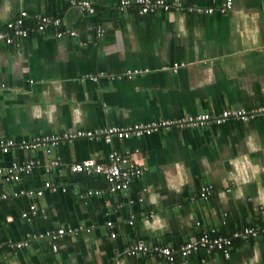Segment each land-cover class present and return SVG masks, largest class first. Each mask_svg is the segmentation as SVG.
<instances>
[{
    "label": "crops",
    "instance_id": "0c3cea01",
    "mask_svg": "<svg viewBox=\"0 0 264 264\" xmlns=\"http://www.w3.org/2000/svg\"><path fill=\"white\" fill-rule=\"evenodd\" d=\"M90 1L93 14L69 0H0V23L26 10L60 16L63 27L76 31L56 37L48 27L14 43L0 41V139L264 106V0H234L225 13L146 14L136 5L118 8L120 0ZM178 1L217 7L223 0ZM174 64L180 66L173 70ZM137 68L144 71L124 74ZM97 73L96 81L86 76ZM112 149L145 167L126 191H108L102 175L69 170L83 159L106 163ZM29 158L40 162L16 182L0 178V191L37 189L45 180L67 190L0 201V264H168L150 249L178 248L205 230L227 236L264 225V114L172 125L110 144L77 138L13 148L0 151V167ZM56 158L60 164L46 169ZM205 184L212 193L204 200L198 193ZM31 202L44 213L27 221L21 213ZM76 225L92 229L60 239L57 251L46 240L9 246L30 232ZM139 242L148 251L124 254ZM185 264H264V234L234 239L228 256L200 248Z\"/></svg>",
    "mask_w": 264,
    "mask_h": 264
},
{
    "label": "built area",
    "instance_id": "2783aa9c",
    "mask_svg": "<svg viewBox=\"0 0 264 264\" xmlns=\"http://www.w3.org/2000/svg\"><path fill=\"white\" fill-rule=\"evenodd\" d=\"M234 0H223L217 7L213 6H200L188 5L183 6L178 0L169 2L167 0H120L118 8L123 9L131 5H136L140 14L154 12L158 9L169 10L174 8L176 10L185 9L190 12L196 13H225L233 6ZM72 7L79 10L93 14L95 7L90 0H69ZM48 27H53L54 35L56 37L73 36L76 31L73 29L65 28L62 25L60 16L46 15L42 13H34L29 15L26 10H21L17 16L0 23V41L6 44L14 43L17 40L28 37L32 32L41 33ZM104 35V29L98 27L97 36ZM180 65L174 64L173 70H176ZM142 69H128L124 74L131 77L135 74H140ZM88 79L96 81L99 74H88ZM121 77L122 75H111V78ZM2 85H0L1 87ZM253 114H264V106H259L254 110L247 111L243 108L225 109L220 114L211 115L208 112H201L195 115H189L180 119H157L149 122H138L128 126L109 125L93 129H77L72 132H65L62 134L50 135H37L31 139H20L19 141L14 138L0 139V151L6 153L10 149L20 148L23 150L36 149L40 146H48L50 142H59L62 140L71 141L77 138H85L89 140H102L105 143H112L117 139H127L134 136H141L144 134L157 131L159 129L169 128L172 125L179 127L182 126H199L207 124L209 121L220 123L228 118L247 119ZM48 149V148H47ZM40 161L29 158L22 162H13L9 167H0V178L6 182L18 181L22 173H27L38 164ZM60 164L59 159L51 161L46 169L55 167ZM69 170L72 173H85L88 175L96 174L102 175L107 183V190L110 192L126 191L130 188L132 181L140 177L145 170V167L137 163L129 152L120 153L116 149H112L108 155V162L99 163L94 159H83L78 162L69 164ZM44 190L50 191H66L67 188L63 185L55 184L50 180H45L40 188H17L12 191L1 190L0 201L6 200L11 197L27 196V197H40ZM103 189H88L87 194H98ZM212 193V185L205 184L199 189V197L207 199ZM44 210L35 202L29 203L28 207L22 211L21 216L27 221H31ZM132 223V221H130ZM106 224L112 227V221H107ZM92 227L76 225V226H61L57 228H45L40 231H34L26 234V237L20 241H12L9 243L10 247H24L27 246L32 240H46L51 246L52 251L59 249V240L70 235H78L79 233H89ZM215 230L202 231L199 237L191 239L178 248H173L167 245H157L150 250L160 257H163L168 264H179L176 256H180V264H185L189 255L196 252L200 248L205 249L208 253L211 251H221L225 256L229 255V249L234 239H246L249 237H256L264 234V225L262 226H245L230 235H214ZM109 237H115V232L111 231ZM148 251V248L139 242L135 245L127 247L123 252L124 254L136 255L140 252ZM113 264H119L118 259Z\"/></svg>",
    "mask_w": 264,
    "mask_h": 264
},
{
    "label": "trees",
    "instance_id": "16d2710c",
    "mask_svg": "<svg viewBox=\"0 0 264 264\" xmlns=\"http://www.w3.org/2000/svg\"><path fill=\"white\" fill-rule=\"evenodd\" d=\"M83 175V173H82ZM84 176H86V174H84ZM93 176H96V175H87L86 177H93Z\"/></svg>",
    "mask_w": 264,
    "mask_h": 264
}]
</instances>
